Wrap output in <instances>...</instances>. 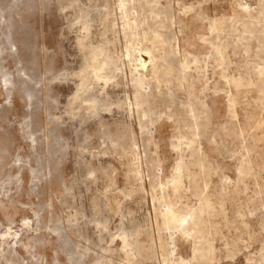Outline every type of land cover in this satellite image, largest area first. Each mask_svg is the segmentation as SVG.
<instances>
[{"label": "rangeland", "instance_id": "374dc122", "mask_svg": "<svg viewBox=\"0 0 264 264\" xmlns=\"http://www.w3.org/2000/svg\"><path fill=\"white\" fill-rule=\"evenodd\" d=\"M158 1L189 70L152 83L146 117L119 0H0V264H264V0ZM168 203L206 206L203 238L166 223Z\"/></svg>", "mask_w": 264, "mask_h": 264}, {"label": "bare ground", "instance_id": "6f19581e", "mask_svg": "<svg viewBox=\"0 0 264 264\" xmlns=\"http://www.w3.org/2000/svg\"><path fill=\"white\" fill-rule=\"evenodd\" d=\"M135 1H138V0H119V8L118 10L120 9L121 10V19L123 21V30H124V33L126 35V37L128 38L127 41H129V45H126V52L124 54L125 58H126V63H127V66L129 68V72H130V75H131V79H132V82H133V86L135 88V107L134 109L138 108L139 109H142V115L143 116H150L149 115V112L153 109H151V106L152 104L154 103V100H155V92L152 88V83L155 81L156 82V85H157V88H160L161 84L163 81H165V76L171 74L172 72H174L175 70H178L179 72H183L185 75L187 74V69H188V63L187 61H181L180 62V65H179V68H177L178 64L176 63V57L177 55L179 54V51H178V48L177 46L175 45V37L173 35H170L168 33H164L162 32V28L164 27V23L163 22H166L165 21H162V17L163 15H165V17L168 15V11L165 9L163 10L160 5H159V1L158 0H153L151 2L148 1L146 2L147 3V9H148V13L147 15L143 16V11L144 10V6H141L139 7V9L135 6ZM141 0H139L138 2H140ZM247 3V2H246ZM245 4V3H244ZM243 4V5H244ZM163 6V5H162ZM247 6H248V3H247ZM165 7V6H164ZM250 7V6H248ZM146 8V7H145ZM247 7L245 6V9ZM252 9V8H250ZM250 11V10H249ZM248 11V12H249ZM253 11V10H252ZM255 11V10H254ZM198 12V11H197ZM246 13V12H245ZM146 14V13H145ZM199 14V13H198ZM205 15V14H204ZM256 15V14H255ZM143 16V17H142ZM206 16V15H205ZM257 17V16H256ZM264 18V17H262ZM208 19V17H207ZM217 20V19H216ZM225 20V19H223ZM253 20V19H252ZM208 21H211L210 19ZM235 21V20H234ZM233 23V22H232ZM145 24H147V28H145ZM225 24V23H224ZM223 24V25H224ZM260 25V24H259ZM258 25V26H259ZM209 26V25H208ZM166 27V26H165ZM164 27V28H165ZM263 27V26H262ZM215 28V26L212 24V29ZM217 28V27H216ZM142 31H141V30ZM139 30L141 31V33L143 32V35L142 37L144 38V40H146L147 42L150 43V46L147 45V43H140L139 41H137V36L139 35ZM217 30V29H216ZM249 30V29H248ZM264 31V28L262 29ZM252 31V30H251ZM261 31V29H260ZM220 32V31H219ZM212 33V32H211ZM200 35V34H199ZM203 36V35H202ZM207 36V35H206ZM260 36V35H259ZM140 37V36H139ZM220 37V36H219ZM231 37V36H230ZM228 38V36H227ZM262 38V37H260ZM134 40H136L134 42ZM143 40V39H142ZM211 40V39H210ZM222 40V39H221ZM231 40V39H230ZM229 40V41H230ZM237 40H240L237 38ZM179 41V40H178ZM246 42V40H244ZM210 42V41H209ZM231 42V41H230ZM235 43V41H234ZM218 44V43H217ZM263 44V43H262ZM186 46V45H185ZM212 46V45H211ZM216 46V45H215ZM214 46V47H215ZM223 46V45H222ZM213 47V46H212ZM213 47V48H214ZM221 47V46H220ZM219 47V48H220ZM217 50L219 49L218 47H216ZM247 48V47H246ZM215 49V48H214ZM223 49V48H222ZM159 50H161V52H159ZM188 50V49H187ZM220 52V50H219ZM225 52V51H224ZM95 53V52H94ZM97 53V52H96ZM205 53V52H204ZM227 53V52H226ZM97 55V54H96ZM119 56V55H118ZM192 56V55H191ZM147 57V58H146ZM186 58V57H185ZM97 59V58H96ZM120 60V59H119ZM219 60V58H218ZM197 61H200L197 59ZM260 61V60H259ZM193 62V61H192ZM207 62V61H206ZM256 62V61H255ZM112 64H115L114 62H111ZM204 63V62H203ZM222 63V61L220 62ZM257 63V62H256ZM218 64V63H217ZM205 65V64H204ZM217 66V65H216ZM227 66V65H226ZM116 69H119L118 67L115 66ZM189 70V69H188ZM175 73V72H174ZM189 74V72H188ZM193 74V73H191ZM259 74L262 75L264 77V69H260L259 70ZM173 75V74H171ZM226 75V74H225ZM93 76H95V78L98 80H105L107 82V80L109 79L108 78V75H105L101 72H96ZM183 76V75H182ZM190 76V75H189ZM194 76V75H193ZM88 77V76H87ZM240 78V77H239ZM84 79V78H83ZM185 79H186V76H185ZM198 79V78H197ZM237 80V79H235ZM186 81V80H185ZM189 81V80H187ZM201 81V80H200ZM237 84L239 85V81L237 82ZM151 86V87H150ZM233 86V85H232ZM147 88H149L150 90L147 91ZM241 88V86H240ZM263 91V90H261ZM165 92V91H164ZM163 92V93H164ZM167 95V94H165ZM167 97V96H165ZM169 97V96H168ZM171 97V95H170ZM169 97V98H170ZM201 99V98H200ZM263 99V98H262ZM165 100V99H164ZM167 100V99H166ZM191 100V99H190ZM202 100V99H201ZM84 101L87 102V105H88V108L91 109V108H94L96 107V104H97V99L96 97H86L84 99ZM193 101V100H192ZM204 101V100H203ZM237 102V101H236ZM171 103V102H170ZM167 104V103H166ZM169 104V103H168ZM258 104V103H257ZM156 105V104H155ZM159 105V104H158ZM170 105V104H169ZM173 105V104H172ZM125 106V105H124ZM168 106V105H167ZM174 106V105H173ZM157 109L160 108L158 106H156ZM188 114L190 116V118L193 120V134L197 135L198 134V129H199V126L201 125L200 123V119L202 117V114L204 113H207L205 111V108L207 107L204 103H202L201 101H197V102H190L188 104ZM229 107L231 108V106L229 105ZM132 109V107H131ZM168 110V109H167ZM171 110V108L169 109ZM179 111V109H177ZM208 112L210 109H207ZM235 110V109H234ZM234 110H232V113L234 114L235 112H233ZM157 111V110H155ZM159 111V110H158ZM174 112V111H173ZM152 115L154 112H151ZM156 113V112H155ZM154 113V114H155ZM159 113V112H158ZM171 114V112H167V114ZM141 114V113H140ZM160 114V113H159ZM158 116H161V115H158ZM158 116L156 118H158ZM173 117V116H172ZM182 117V116H180ZM152 118V116H151ZM161 118V117H159ZM206 119V118H205ZM141 120V119H140ZM158 120V119H156ZM160 120V119H159ZM142 123V122H141ZM190 124V123H189ZM147 126V125H146ZM179 137V136H178ZM197 137V136H196ZM191 139V138H190ZM198 140V139H197ZM189 145H187L188 147ZM189 149V148H188ZM192 149V148H191ZM190 149V150H191ZM201 151V150H200ZM246 151V150H245ZM199 152V150H198ZM195 153V152H194ZM247 153V152H245ZM196 155V154H195ZM249 155V153L247 154ZM242 156V154H241ZM244 156V155H243ZM243 156H242V159H243ZM246 156V155H245ZM244 156V158H245ZM203 157V156H202ZM252 157V155H251ZM250 157V158H251ZM198 159V158H197ZM207 160V158H205ZM252 159V158H251ZM202 160V158H201ZM205 160V161H206ZM244 160V159H243ZM198 161V160H197ZM241 163V162H240ZM180 164V163H179ZM181 164H182V161H181ZM200 164V162H199ZM198 164V165H199ZM245 164V163H243ZM197 165V164H196ZM247 165V164H246ZM200 166V165H199ZM251 166V164H250ZM258 167V166H257ZM179 168V167H178ZM202 168V167H201ZM259 168V167H258ZM257 168V169H258ZM248 169V168H247ZM256 169V168H255ZM203 170V169H202ZM208 170V169H207ZM186 171V170H185ZM240 171H243V170H240ZM251 171L248 170L247 173ZM254 171V170H253ZM246 172V171H245ZM258 172V170H257ZM238 173H239V170H238ZM246 174V173H245ZM261 174V173H260ZM239 175L241 176L242 174L239 173ZM247 175V174H246ZM249 175V174H248ZM247 175V176H248ZM180 176V175H179ZM177 177L175 179L177 180H182L180 179V177ZM244 176V175H243ZM174 177V176H173ZM246 177V176H245ZM249 177V176H248ZM178 181V182H179ZM183 181V180H182ZM195 181V180H194ZM243 182V181H242ZM246 182H247V179H246ZM175 184V183H174ZM173 184V185H174ZM247 184V183H246ZM245 186V185H244ZM162 187V185H161ZM164 187V186H163ZM169 187V186H168ZM167 188V187H166ZM164 188V189H166ZM248 188V187H247ZM163 189V191H165ZM174 189V188H173ZM177 190V189H176ZM166 192V191H165ZM202 192V191H201ZM200 192V193H201ZM258 193V192H257ZM203 194V193H202ZM258 200V199H257ZM158 201V200H157ZM178 203V202H177ZM169 204V203H168ZM260 205V204H259ZM180 207V205H179ZM262 207V206H261ZM259 207V208H261ZM173 206H169L166 207L165 211L163 212V215L165 218L164 221H166V223L168 224H178L180 227H181V231H183L184 233H192L194 232L195 234L198 233V234H202L203 233V229H202V225H204V219L202 218V215L203 213L206 211V206H202L198 209V211L196 212H191L189 213V216L188 214L186 215H181L180 213L176 212L174 209ZM247 208V207H246ZM178 209V208H177ZM249 209V208H248ZM262 209H264L262 207ZM183 210V209H182ZM241 210V209H240ZM251 210V209H250ZM255 211L257 209H254ZM160 211V210H159ZM181 210H179L180 212ZM241 212V211H240ZM245 213V212H244ZM249 214V213H248ZM247 214V215H248ZM253 214V213H252ZM239 215V214H238ZM207 217V216H206ZM209 217V216H208ZM207 217V218H208ZM211 217V216H210ZM209 217V218H210ZM240 217V216H239ZM249 217V216H248ZM161 218V219H163ZM247 218V217H246ZM260 218V217H259ZM262 218V217H261ZM213 219H215V216L213 217ZM209 220V219H207ZM235 220V219H234ZM211 221V220H209ZM208 221V222H209ZM207 222V221H206ZM164 223V222H163ZM240 223V222H239ZM165 224V223H164ZM208 225V223H206ZM216 224V223H214ZM241 224V223H240ZM244 224V222H243ZM166 225V224H165ZM171 225V226H172ZM212 226V224H210ZM217 226L219 224H216ZM248 225V224H247ZM169 226V225H167ZM205 226V225H204ZM243 226V225H242ZM263 226V225H262ZM165 227V226H164ZM207 227V226H205ZM248 227V226H247ZM261 227V226H260ZM172 228V227H171ZM170 228V229H171ZM240 228V227H239ZM245 228V227H244ZM174 228H172L173 230ZM179 229V228H178ZM177 229V230H178ZM211 229V228H210ZM214 229V227L212 228ZM169 230V229H168ZM171 230V232L173 233V231ZM208 230V229H207ZM206 230V231H207ZM247 230V229H246ZM250 228L248 229V232H249ZM264 230V229H263ZM208 232V231H207ZM206 232V233H207ZM214 232V231H213ZM212 232V233H213ZM172 233L170 234L172 236ZM205 233V231H204ZM168 234V235H169ZM194 234V235H195ZM216 234V232H215ZM169 235V236H170ZM177 234H175L176 236ZM179 235V234H178ZM185 235V234H184ZM199 235V236H200ZM204 235V234H203ZM208 235H211L208 233ZM221 235V233H220ZM249 235V233H248ZM261 235V234H260ZM168 236V237H169ZM174 236V234H173ZM213 236V235H212ZM216 236V235H215ZM240 236V235H239ZM238 236V237H239ZM127 237V236H126ZM162 237V236H161ZM190 237V236H189ZM202 237V235L200 236ZM205 237V235H204ZM218 237V236H217ZM220 238L222 237L219 236ZM225 237V236H224ZM250 237V236H249ZM172 238V237H171ZM188 238V237H187ZM196 238V237H195ZM203 238V237H202ZM215 238V237H214ZM213 238V239H214ZM241 238V237H240ZM223 239V238H222ZM123 240V239H122ZM126 238H124V241L122 242L124 244V242L126 243ZM202 240V239H201ZM198 239V241H201ZM233 240V239H232ZM194 241V240H193ZM193 241L191 243H193ZM197 242V240H195ZM194 241V242H195ZM223 241V240H222ZM226 241V240H224ZM242 241V240H241ZM244 241V240H243ZM261 241V240H260ZM264 241V240H263ZM262 241V242H263ZM185 242H187L185 240ZM204 242V246L203 248H201L198 252L200 254V259L201 258H204L203 261H205V259L208 257H210L209 253L213 250V244L209 241H207V239L203 240ZM171 243V242H170ZM199 242H197V245H198ZM244 243V242H243ZM264 243V242H263ZM122 244V246H123ZM202 244V243H201ZM225 244L229 245L227 242L225 243L224 242V246ZM245 244V243H244ZM126 245V244H125ZM226 245V246H227ZM231 245V244H230ZM235 245V244H233ZM172 246V245H171ZM225 246V247H226ZM237 246V245H236ZM124 247V246H123ZM192 247V246H191ZM197 247V246H196ZM195 247V248H196ZM230 247V246H229ZM229 247L227 246L226 249ZM231 247H234L231 245ZM247 247V246H246ZM125 248V247H124ZM127 248V247H126ZM171 248V247H170ZM177 248V247H176ZM194 248V249H195ZM260 248V247H259ZM123 249V248H122ZM193 249V250H194ZM197 249V248H196ZM235 249V247H234ZM239 249V248H238ZM261 249V248H260ZM171 250V249H170ZM191 250V251H193ZM216 250V249H215ZM214 250V251H215ZM264 251V245L262 247V249ZM113 250H111L112 252ZM126 251V250H124ZM197 251V250H196ZM217 251V250H216ZM215 251V252H216ZM232 252V250H229ZM228 251V252H229ZM235 251H238V250H235ZM233 250V252H235ZM127 252V251H126ZM138 252V251H137ZM213 252V251H212ZM211 253L212 254V257L214 254L216 253ZM123 253V252H122ZM171 253V252H170ZM193 253V252H192ZM191 253V254H192ZM114 254V253H113ZM131 254V253H130ZM138 254V253H137ZM154 254V253H153ZM197 254V253H196ZM252 254V253H251ZM258 254V253H257ZM264 254V253H263ZM120 255V254H119ZM194 255V254H193ZM230 255V254H229ZM235 255V254H234ZM262 255V253H261ZM6 256V254H5ZM130 256V255H129ZM198 256V255H197ZM258 256V255H257ZM164 257V256H163ZM194 257V256H193ZM264 257V255H263ZM192 258V257H191ZM195 258V257H194ZM262 258V257H261ZM6 259V258H5ZM135 259V258H133ZM193 259V258H192ZM215 259V258H214ZM8 260V259H7ZM129 260V259H128ZM166 260V259H165ZM191 261V259H188ZM199 260V259H198ZM210 259L208 258V261ZM252 260V259H251ZM121 261H124L121 259ZM136 261V260H135ZM168 261V260H166ZM177 261V260H176ZM201 261V260H200ZM214 261V260H213ZM261 261V260H260ZM165 262V261H164ZM178 262V261H177ZM193 262V261H192ZM199 262V261H198ZM202 262V261H201ZM210 262V261H209ZM208 262V263H209ZM121 263V262H120ZM123 263V262H122ZM129 263V262H128ZM134 263H137V262H134ZM166 263V262H165ZM186 263V262H185ZM196 263V262H195ZM200 263V262H199ZM206 263V262H205ZM256 263V262H255ZM102 264V262H101ZM108 264V263H107ZM111 264V263H110ZM124 264V263H123ZM132 264V263H130ZM183 264V262H182ZM191 264V262H190ZM204 264V263H203Z\"/></svg>", "mask_w": 264, "mask_h": 264}]
</instances>
